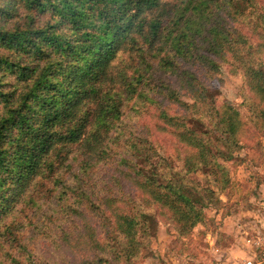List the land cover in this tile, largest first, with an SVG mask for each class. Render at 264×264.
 Wrapping results in <instances>:
<instances>
[{"label":"trees","instance_id":"obj_1","mask_svg":"<svg viewBox=\"0 0 264 264\" xmlns=\"http://www.w3.org/2000/svg\"><path fill=\"white\" fill-rule=\"evenodd\" d=\"M219 60L264 102V0H0V264H36L26 229L112 264L151 242L157 214L174 239L204 223L232 191L224 163L242 126L207 97ZM146 102L181 147L175 164L131 128L126 107Z\"/></svg>","mask_w":264,"mask_h":264},{"label":"rangeland","instance_id":"obj_2","mask_svg":"<svg viewBox=\"0 0 264 264\" xmlns=\"http://www.w3.org/2000/svg\"><path fill=\"white\" fill-rule=\"evenodd\" d=\"M215 64L219 72L216 77L209 82L206 93L207 97L216 96V104L219 107L228 105L239 111V117L242 122V126L238 130L237 142L230 145L227 149L231 154V158L224 163L228 168L229 177L232 179L233 190L241 187L239 185V180L247 181L249 177L255 178L256 176H260V172L256 168L264 169V116L257 117L250 115V113L246 111L243 100L249 94L250 99L247 100V105L254 103L255 106L260 109H264V102L259 101L257 94L243 86V82L238 75L230 73L224 61L219 60L215 62ZM166 78L168 80L170 79L168 75ZM164 102L165 101H162V106L169 108V112L172 114L178 111L177 108L179 106L177 104H170L168 106ZM132 106L133 104L126 107L130 117L133 119L132 121L129 118V123L132 124L131 128L137 132L140 131L149 135L150 139L157 145L160 155L167 159L170 165L171 162L175 164L174 162L177 158V154L181 153L179 152V150L181 151V147H179L170 133L161 129V121L158 118L156 108L157 105L153 104L150 106L146 102V104L140 106L142 108L139 111L136 108L133 109ZM154 162H156V158ZM253 162H257L259 165H254ZM108 167H110V164L103 167L98 165L96 167L95 177L97 180L103 178L102 175H104ZM108 171L112 172L111 170ZM157 174L161 176L158 169ZM196 181L201 186H206L208 183L207 178L200 172L196 174ZM188 197L189 196H187V198ZM195 197L197 196L195 195ZM194 205L199 206L196 202ZM211 207L213 208L215 205L203 208L202 211L205 215L211 212ZM144 209H146V207ZM156 212L158 213L159 211ZM85 215H87L86 218H89L92 224L96 225V221L92 216H89L88 213ZM157 216L159 222L158 229L156 235L152 237L151 242L145 243L136 257L127 261L112 262V264H157L156 262H159V258H162L166 254H169L176 263L179 262L183 264L185 260L182 258V254H186V256H199V251L202 250L201 247L204 248L207 245V240L204 239V230L200 229L199 224L193 228L189 236L174 239L176 231L172 227L171 222L161 213L157 214ZM76 222H83V220H81L79 216ZM210 226H212L210 223L204 225L207 229H210ZM51 227L55 230L53 233L55 234L58 225L51 222ZM75 230V225L67 227V232L71 234L70 237L75 235L76 232H72ZM22 237L29 241V247L37 257L35 260L36 264H40L38 262H48V264H62L64 262L67 264H81L83 260L84 249H82L81 244H78L76 241L77 245L75 246L72 243L73 241L65 243L60 240V231L55 235V239H52L50 242L38 236L37 238L31 239L30 229L23 230ZM186 244L188 247H184ZM21 263L28 264L27 258H23Z\"/></svg>","mask_w":264,"mask_h":264},{"label":"crops","instance_id":"obj_3","mask_svg":"<svg viewBox=\"0 0 264 264\" xmlns=\"http://www.w3.org/2000/svg\"><path fill=\"white\" fill-rule=\"evenodd\" d=\"M256 169L260 176L239 180L240 188L220 194L221 204L211 207L205 222L199 224L207 245L197 257L182 254L183 264H264V169ZM206 222L212 225L210 229L204 227ZM158 261L182 264L169 254Z\"/></svg>","mask_w":264,"mask_h":264},{"label":"built area","instance_id":"obj_4","mask_svg":"<svg viewBox=\"0 0 264 264\" xmlns=\"http://www.w3.org/2000/svg\"><path fill=\"white\" fill-rule=\"evenodd\" d=\"M263 263H264V250H263V259H262Z\"/></svg>","mask_w":264,"mask_h":264}]
</instances>
